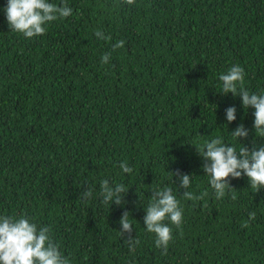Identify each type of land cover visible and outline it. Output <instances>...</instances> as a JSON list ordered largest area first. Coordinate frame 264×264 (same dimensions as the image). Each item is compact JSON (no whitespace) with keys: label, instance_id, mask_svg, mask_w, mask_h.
I'll list each match as a JSON object with an SVG mask.
<instances>
[{"label":"trees","instance_id":"obj_1","mask_svg":"<svg viewBox=\"0 0 264 264\" xmlns=\"http://www.w3.org/2000/svg\"><path fill=\"white\" fill-rule=\"evenodd\" d=\"M0 264H264V0H0Z\"/></svg>","mask_w":264,"mask_h":264}]
</instances>
